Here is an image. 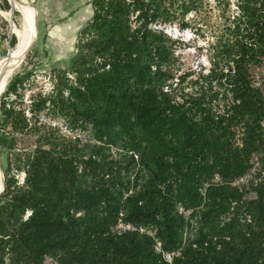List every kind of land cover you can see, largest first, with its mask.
Instances as JSON below:
<instances>
[{"label":"trees","instance_id":"trees-1","mask_svg":"<svg viewBox=\"0 0 264 264\" xmlns=\"http://www.w3.org/2000/svg\"><path fill=\"white\" fill-rule=\"evenodd\" d=\"M161 4L93 0L76 55L52 71V93L35 97L32 117L2 101L0 145L10 152L0 264H264V77L260 87L254 80L264 63V0H239L233 38L199 76L228 85L221 107L203 89L177 91L190 73L176 75L172 47L149 27ZM136 12L142 22L133 27ZM30 74L7 93L20 98ZM48 101L70 113L71 128L90 126L94 142L41 122ZM255 157L253 178L231 186Z\"/></svg>","mask_w":264,"mask_h":264},{"label":"rangeland","instance_id":"rangeland-1","mask_svg":"<svg viewBox=\"0 0 264 264\" xmlns=\"http://www.w3.org/2000/svg\"><path fill=\"white\" fill-rule=\"evenodd\" d=\"M28 2L33 3L32 0H28ZM157 2L162 3L161 14H159L160 17L156 21L149 24V27L151 30L161 32L163 40L172 47L173 57L171 65L177 69L178 73L176 75L190 73V76L182 81L181 84L177 85V91L189 95H199L203 89L206 91L207 99L214 98L213 100L211 99V105L221 107L225 102V97L231 96L228 92V85L224 81L220 83L217 80H213L212 85L209 87L199 76L208 75L211 71L218 47L226 42L227 39L233 38L235 22L240 14L239 0H157ZM18 3L21 4L19 0ZM7 4L8 8H4ZM0 10L12 12V1L0 0ZM33 11L36 15L34 9ZM23 15L18 9L13 10L12 19L17 26L21 24ZM138 15L139 12L131 15L130 20L133 27L138 26L142 22V19L137 21ZM164 19L166 20L164 21ZM38 22L37 42L9 80L10 83L16 76L31 71L29 78L18 89L21 97L19 98L12 93H7L6 87L0 100L1 103L6 99L9 103L15 102L16 107H21L25 110L28 119L33 115L31 109L35 97L39 94L49 95L52 93L54 86L52 71L54 69L69 67L70 60L77 53L80 32L85 26L79 32L75 31L73 34H71L73 30L70 33L67 31L68 42L59 51V47L55 48L58 38H51L49 32L52 29L51 26L43 23L40 16H38ZM11 26V19L8 20L0 13V57L6 55L13 49L18 41ZM68 28L66 27V30ZM13 35L16 37L14 46L11 44ZM5 58L3 57L0 60V69L4 65L2 61ZM220 67H223L224 71H226L228 66H225L221 62ZM67 76L70 78L69 80L72 85H77L75 84V74L67 72ZM263 77L264 63L254 71V80L261 82ZM177 81L176 79L174 80L173 88ZM202 86L203 88H201ZM45 107L38 115L41 122L47 126L59 128L67 138L80 137L84 141L94 142L93 136L88 130L90 126H88L87 130H83L78 126L76 127L77 129H73L70 125L72 117L67 110L61 111L60 108L52 109L50 101L45 104ZM1 121L0 117V127ZM4 130L7 133H12L10 124ZM235 130L236 144L239 145L241 143L242 129L241 127H237ZM9 149L8 144L0 145V163L3 168L7 164ZM113 153L116 155L117 152L113 150ZM258 164V157H255L251 168L245 175L228 180L230 181V185L241 189L243 185H246L253 178V175L258 169ZM15 174L18 182L22 184L25 178L24 172ZM214 179L217 182L221 181L218 176ZM253 196L254 194H251V197ZM28 215L29 212L26 216ZM239 216L241 223H244L245 218L249 220V216H246L245 213ZM125 228L130 227L127 225ZM171 261L172 257L169 259V262Z\"/></svg>","mask_w":264,"mask_h":264},{"label":"crops","instance_id":"crops-1","mask_svg":"<svg viewBox=\"0 0 264 264\" xmlns=\"http://www.w3.org/2000/svg\"><path fill=\"white\" fill-rule=\"evenodd\" d=\"M19 2L21 3V0ZM32 2L39 9L41 21L51 26L52 29L49 31L51 38H58L57 46H54L59 47V51L68 42L67 31L70 33L73 30L71 34L79 32L93 16V0H32ZM66 27L69 28L66 30Z\"/></svg>","mask_w":264,"mask_h":264},{"label":"bare ground","instance_id":"bare-ground-1","mask_svg":"<svg viewBox=\"0 0 264 264\" xmlns=\"http://www.w3.org/2000/svg\"><path fill=\"white\" fill-rule=\"evenodd\" d=\"M12 1V12L0 10V13L7 18L8 20L11 19L12 29L14 30L17 36V43L13 49L9 51V57H6L2 63H4L3 67L0 69V100L2 93L5 91L10 78L14 75L16 70L20 67L23 63V55L25 49L28 46L30 36L34 31L35 25V13L32 7L29 5L28 0H21V4L18 3L17 0ZM18 9L24 15L22 16V21L19 26H17L13 19L12 14L13 10ZM0 179H1V186L0 191L2 189V172L0 169Z\"/></svg>","mask_w":264,"mask_h":264},{"label":"water","instance_id":"water-1","mask_svg":"<svg viewBox=\"0 0 264 264\" xmlns=\"http://www.w3.org/2000/svg\"><path fill=\"white\" fill-rule=\"evenodd\" d=\"M29 5L35 10L36 12V15H35V25H34V31L32 32L31 36H30V39H29V43H28V46L27 48L25 49V52H24V55H23V59H25V57L29 54V52L34 48L36 42H37V38H38V25H39V22H38V16H39V9L38 7L34 4V3H30L29 2ZM3 57H9V52L4 55V56H1L0 57V60L3 58ZM0 106H1V102H0ZM0 169H1V172H2V189L0 191V194L4 192L5 188H6V182H5V175H4V171H3V168H2V165L0 163Z\"/></svg>","mask_w":264,"mask_h":264},{"label":"built area","instance_id":"built-area-1","mask_svg":"<svg viewBox=\"0 0 264 264\" xmlns=\"http://www.w3.org/2000/svg\"><path fill=\"white\" fill-rule=\"evenodd\" d=\"M255 86L256 87H260L261 86V82L260 81H255ZM165 258L167 260H169L171 258V255L167 253V254H165Z\"/></svg>","mask_w":264,"mask_h":264}]
</instances>
